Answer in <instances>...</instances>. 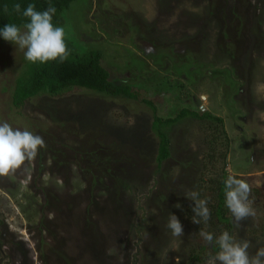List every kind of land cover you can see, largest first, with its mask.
I'll use <instances>...</instances> for the list:
<instances>
[{
  "label": "rangeland",
  "instance_id": "374dc122",
  "mask_svg": "<svg viewBox=\"0 0 264 264\" xmlns=\"http://www.w3.org/2000/svg\"><path fill=\"white\" fill-rule=\"evenodd\" d=\"M263 9L257 0H77L67 12L66 36L81 52L104 51L113 77L141 75L165 112L182 107L172 99L224 119L223 127L188 118L168 129L173 156L161 167L143 156L157 157L159 142L144 102L76 89L63 99L66 127L49 98L14 108L16 65L26 49L0 43V122L45 141L32 161L0 177V264H195L183 211L203 173L215 179L226 168L264 189ZM135 55L150 69L131 63ZM110 161L116 174L92 190V175ZM252 207L255 217L242 226L234 220V238L249 241L255 254L264 247V211ZM169 214L183 236L166 227Z\"/></svg>",
  "mask_w": 264,
  "mask_h": 264
},
{
  "label": "trees",
  "instance_id": "16d2710c",
  "mask_svg": "<svg viewBox=\"0 0 264 264\" xmlns=\"http://www.w3.org/2000/svg\"><path fill=\"white\" fill-rule=\"evenodd\" d=\"M76 1L77 0H0V29L9 23H13L21 27V30H23V25L29 21L27 18L23 17L22 12L26 9L28 4H35L38 11L46 10L49 4L55 6L56 13L53 16L52 22L54 26L63 27L66 22V14ZM257 1L263 2L264 4V0ZM17 3L21 5L20 13H16L13 8V6ZM5 5L8 7L7 13L4 11ZM0 43L2 46L14 45L12 42L4 40L2 36H0ZM65 43L67 45V58L63 61L58 59L48 61L46 63H32L27 61L25 58L20 59V63L18 62L16 65L17 76L14 81V86L12 87V105L14 108L22 109L34 99L39 97H44V99L49 98L51 99L52 104L55 102L58 104V117H56V121L58 123L61 121L64 122L63 124L66 127L68 121L64 117V113H62V111H64L62 106L66 105V100L63 99L68 94L73 93L76 89L92 91L93 93L99 95L101 94L108 98H125L144 102L154 111L155 116L152 129L155 135L159 138V142L157 157L151 155L150 151H147V153L143 154V156L148 160L155 157V161L160 167L165 161L171 159L173 156L170 149V138L167 134L168 129H171L176 124L188 118L199 119L202 121L208 120L209 122H216L222 127L224 126V119L216 116L211 111H203L199 108H194L190 104H177L172 99L171 102L173 105L177 107L182 105V107L178 110L177 108L174 109L172 106L171 108L169 107L174 111L173 114L171 111L170 113L165 112L166 110L164 107L162 108L163 105H158L156 100L151 95L148 96L144 91V88L142 87L143 85L140 81L141 75H134L135 78L133 80H131V78L120 79V77H113L111 70L106 64L104 51L101 49L90 48L89 50H86V52H81L74 46V44H72L70 38L66 36V34ZM188 51H190V48ZM184 59H187V62L189 63H191L190 61L194 62L189 57H185ZM129 60L131 63L142 64L143 66L145 65L146 69L147 67L149 68L145 60L138 55H135L134 58H129ZM115 69L116 71L120 70V66L117 67L115 65ZM142 70L143 69H141V71ZM141 71L140 74H142ZM161 111L164 114H161ZM224 133L226 136V143L230 147L228 134L225 131ZM150 143L152 142L146 139L143 144L150 145ZM131 151L132 149L129 150L130 154H132ZM125 153L126 154L124 155L127 157L123 155V158L125 160H130L132 158L131 155H129L127 151H125ZM92 156V154L87 155L88 158ZM128 157L130 159H128ZM222 157L227 161L228 152L222 154ZM110 159L112 160L111 156ZM107 162H109V160ZM110 162L111 164L107 165L106 168L100 167V172L96 171L92 175V190L93 186H95L98 182L106 180V177H111L113 173L116 174V170L113 168L114 164H112V161ZM104 165L105 163L103 166ZM120 169L121 171L125 170L121 168V166ZM229 174L230 172L228 169L224 168L223 174L218 178H210L211 176L206 175L205 173H203L201 177L202 185L200 186V191L198 192L199 197L201 199H207L208 207L211 212V218L207 225H205L203 221L200 225L192 222V216L194 215L192 212V206L194 205L193 201H190L186 205V210L183 211L184 217L186 216V220L184 222L187 226L189 234L191 235L190 246H188V260L190 263L207 264V260L219 251L218 246L209 245L200 237V229H205L206 231L213 233L214 236L220 235L225 230H227L232 236L235 234L234 218L225 206L223 181ZM125 175H127V173H125ZM234 176L239 179L245 178L239 174ZM65 182L66 185H69L70 182L72 183V180L67 178L65 179ZM128 183L124 184L122 181L120 183V187L124 191L130 190ZM209 186L210 188H208ZM250 187L251 193L249 199L253 201L254 204H256L262 211H264V189L253 186ZM7 192L10 196H14L13 190H8Z\"/></svg>",
  "mask_w": 264,
  "mask_h": 264
},
{
  "label": "clouds",
  "instance_id": "9594fccd",
  "mask_svg": "<svg viewBox=\"0 0 264 264\" xmlns=\"http://www.w3.org/2000/svg\"><path fill=\"white\" fill-rule=\"evenodd\" d=\"M16 13L21 12L19 3L13 6ZM5 13L8 7L5 5ZM55 6L49 4L48 8L38 11L35 4H28L23 10V17L29 22L23 25L24 31L16 24L9 23L0 29V36L12 42L19 49L25 50V59L32 63H46L48 61L67 58V45L65 43V30L53 24ZM45 147V141L40 135L29 130L14 128L8 122H0V177H7L21 169L26 162L32 161L40 148ZM225 206L234 218L237 226L249 217H255L256 211L249 200L251 187L244 179L229 174L223 181ZM192 206V222L207 225L211 218L207 199H201L199 193L191 191L186 194ZM179 208L181 205L177 204ZM166 227L175 237L184 235L183 226L174 214H169ZM200 237L209 245L218 246L219 251L207 260V264H264V247L256 250L255 254L249 253L250 242L237 240L227 230L220 235L200 229Z\"/></svg>",
  "mask_w": 264,
  "mask_h": 264
}]
</instances>
